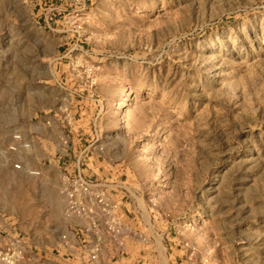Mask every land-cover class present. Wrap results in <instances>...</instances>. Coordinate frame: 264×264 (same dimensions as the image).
Returning <instances> with one entry per match:
<instances>
[{"label":"rangeland","instance_id":"1","mask_svg":"<svg viewBox=\"0 0 264 264\" xmlns=\"http://www.w3.org/2000/svg\"><path fill=\"white\" fill-rule=\"evenodd\" d=\"M79 201L98 264H264V0H0V247L83 264Z\"/></svg>","mask_w":264,"mask_h":264},{"label":"built area","instance_id":"2","mask_svg":"<svg viewBox=\"0 0 264 264\" xmlns=\"http://www.w3.org/2000/svg\"><path fill=\"white\" fill-rule=\"evenodd\" d=\"M17 139H20V138L18 137ZM12 150L16 151V148H12ZM20 168H21L20 166L17 167V169H20ZM34 174H38V173H34ZM80 175L82 174L80 173ZM65 180H66L65 181L66 183L74 181L73 178H70L68 176L66 177ZM79 180H80L79 181L80 185L79 186L76 185V188L84 196L89 197L91 192L94 189H98L99 187V185L94 183L93 180L90 178L87 179L86 177L83 178L82 176H80ZM92 202L96 204L104 203L101 198L100 200H97V201L92 200ZM72 205L73 207L76 206L77 208H82L80 215L87 216V219L91 221L89 226L87 225L82 226L81 233L78 232V238L80 242L77 241V247H78L77 252L83 264H98L101 252H103L105 248H108L110 250L109 246L111 245L114 246L115 244L116 246H118V249H117L118 254L122 255L120 251L123 252V255L126 254V250L128 249L127 247L126 248L124 247L123 240H121L120 238L110 236L108 237V239H106V242L107 241L109 242L106 244L102 235L99 232L100 227L98 223L92 219V215H94V211L91 209H87L84 205V201H79V202H76V204L73 203ZM110 229L113 232H115V229H113V227H110ZM79 233L82 235V237H80ZM157 236L159 237V235ZM157 244L153 246H157V249H158ZM119 248H122V249H119ZM156 252H157L156 257L162 254L161 251H156ZM18 257H21V254L16 249H8V248L0 247V264H16V260Z\"/></svg>","mask_w":264,"mask_h":264},{"label":"bare ground","instance_id":"3","mask_svg":"<svg viewBox=\"0 0 264 264\" xmlns=\"http://www.w3.org/2000/svg\"><path fill=\"white\" fill-rule=\"evenodd\" d=\"M131 93H127V96H130Z\"/></svg>","mask_w":264,"mask_h":264}]
</instances>
